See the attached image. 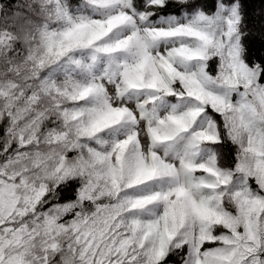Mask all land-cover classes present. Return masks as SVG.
<instances>
[{
    "label": "snow or ice",
    "instance_id": "6c2138e0",
    "mask_svg": "<svg viewBox=\"0 0 264 264\" xmlns=\"http://www.w3.org/2000/svg\"><path fill=\"white\" fill-rule=\"evenodd\" d=\"M0 4V264H264V0Z\"/></svg>",
    "mask_w": 264,
    "mask_h": 264
},
{
    "label": "clouds",
    "instance_id": "9594fccd",
    "mask_svg": "<svg viewBox=\"0 0 264 264\" xmlns=\"http://www.w3.org/2000/svg\"><path fill=\"white\" fill-rule=\"evenodd\" d=\"M4 8V5L3 4H0V9H3ZM17 9L15 8V6H13V11H16Z\"/></svg>",
    "mask_w": 264,
    "mask_h": 264
},
{
    "label": "trees",
    "instance_id": "16d2710c",
    "mask_svg": "<svg viewBox=\"0 0 264 264\" xmlns=\"http://www.w3.org/2000/svg\"><path fill=\"white\" fill-rule=\"evenodd\" d=\"M4 2V0H0V3H3ZM12 2L14 3L15 2V0H12ZM258 11V10H257Z\"/></svg>",
    "mask_w": 264,
    "mask_h": 264
}]
</instances>
